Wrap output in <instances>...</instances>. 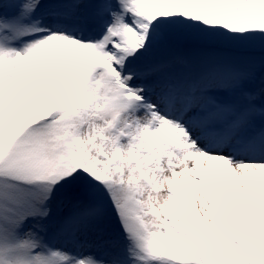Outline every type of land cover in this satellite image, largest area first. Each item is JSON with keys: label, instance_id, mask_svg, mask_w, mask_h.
Wrapping results in <instances>:
<instances>
[{"label": "snow or ice", "instance_id": "6c2138e0", "mask_svg": "<svg viewBox=\"0 0 264 264\" xmlns=\"http://www.w3.org/2000/svg\"><path fill=\"white\" fill-rule=\"evenodd\" d=\"M0 264H264V0H0Z\"/></svg>", "mask_w": 264, "mask_h": 264}]
</instances>
